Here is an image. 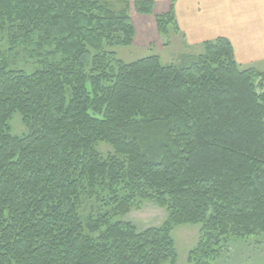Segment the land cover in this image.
Here are the masks:
<instances>
[{
    "label": "trees",
    "instance_id": "16d2710c",
    "mask_svg": "<svg viewBox=\"0 0 264 264\" xmlns=\"http://www.w3.org/2000/svg\"><path fill=\"white\" fill-rule=\"evenodd\" d=\"M173 2L158 28L177 29ZM0 33L9 57L41 65L0 53V264H175L174 226L197 223L200 263L228 235L264 232V70L242 68L227 38L178 66L126 63L105 46L131 44L130 18L99 0H0ZM158 120L177 122L174 139ZM141 201L165 208L162 225L124 219Z\"/></svg>",
    "mask_w": 264,
    "mask_h": 264
},
{
    "label": "rangeland",
    "instance_id": "374dc122",
    "mask_svg": "<svg viewBox=\"0 0 264 264\" xmlns=\"http://www.w3.org/2000/svg\"><path fill=\"white\" fill-rule=\"evenodd\" d=\"M99 1L105 3L115 11L124 10L128 14L130 23L134 29L131 44L105 46V51L115 52L116 59L129 63L150 55H158L162 64L173 63L178 66L187 62L189 56L196 55L202 51L201 48L198 50L194 47L192 48L185 45L180 35H176L171 28L168 30V25L165 26L164 29L158 28L156 16L166 13L172 0H155L153 3V12L151 14L138 13L133 4L134 0ZM8 47L6 36L0 33V53L11 62L13 68L30 73L41 67L39 64L40 58L36 56L29 57L25 53H19V55L15 57H9L7 52ZM53 48L54 45H50L45 49L46 51H52ZM47 57L49 60L59 59V55H48ZM112 63L115 64V59L112 60ZM158 123L163 128H170L166 136L167 140L169 139L168 141L175 138L174 131L177 127V122L175 120H158ZM9 125L14 135H22L26 132V127L18 113H15L10 118ZM147 134L146 130H144L141 136L147 138ZM156 134L158 138L159 131ZM151 144L152 142L149 141V146ZM147 146L142 143V149L146 151L149 156L154 157V153L158 148L156 149V147H154L153 150H149ZM96 150L102 157L113 155V148L108 143L99 142L96 145ZM89 211V206L85 207L84 215ZM166 217L167 213L165 208L159 207L151 201H141L131 208L124 219L132 222L138 230H143L148 227L162 225ZM200 227L201 225L198 223L179 224L174 226L171 234L177 254L175 264H264V232L248 235L246 237L228 235L221 242L218 254L214 258L203 259L200 263H195L194 261L190 262L188 260V254L196 245L200 234Z\"/></svg>",
    "mask_w": 264,
    "mask_h": 264
},
{
    "label": "crops",
    "instance_id": "0c3cea01",
    "mask_svg": "<svg viewBox=\"0 0 264 264\" xmlns=\"http://www.w3.org/2000/svg\"><path fill=\"white\" fill-rule=\"evenodd\" d=\"M173 4L177 29L172 31L185 45L199 50L205 41L225 37L242 68L264 70V0H174Z\"/></svg>",
    "mask_w": 264,
    "mask_h": 264
}]
</instances>
